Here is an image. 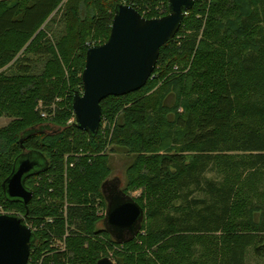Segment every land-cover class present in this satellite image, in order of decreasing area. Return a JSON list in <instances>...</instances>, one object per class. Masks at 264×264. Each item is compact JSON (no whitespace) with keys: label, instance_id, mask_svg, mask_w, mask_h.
I'll return each instance as SVG.
<instances>
[{"label":"trees","instance_id":"1","mask_svg":"<svg viewBox=\"0 0 264 264\" xmlns=\"http://www.w3.org/2000/svg\"><path fill=\"white\" fill-rule=\"evenodd\" d=\"M124 3L147 18L170 12L169 0H0V117L12 119L0 128V206L28 226L44 223L28 264L105 257L115 264H245L252 246L264 256L263 206L253 218L241 177L207 176L221 161L224 173L249 165L256 180L264 171V0H195L161 48L154 77L139 91L106 98L92 135L69 123L73 100L83 92L88 49L108 41ZM61 21L64 29L55 32ZM29 55L44 60L43 68ZM179 65L191 67L180 73ZM12 66L17 72L8 74ZM108 147L131 158L122 189L142 190L133 197L145 211L142 229L124 243L100 214L116 150ZM29 152L48 164L25 179L34 193L25 204L10 199L4 183ZM65 235L66 250L52 245Z\"/></svg>","mask_w":264,"mask_h":264},{"label":"water","instance_id":"2","mask_svg":"<svg viewBox=\"0 0 264 264\" xmlns=\"http://www.w3.org/2000/svg\"><path fill=\"white\" fill-rule=\"evenodd\" d=\"M195 0H169L170 12L147 18L129 4L118 6L107 42L87 51L82 74L83 92L77 93L73 109L78 127L95 135L102 122V102L109 96H123L142 89L152 78L161 48L179 32ZM40 164L31 153L23 154L4 187L10 199L28 204L34 197L25 179L37 173ZM121 179L102 185L108 207L104 225L120 243L138 236L145 220L142 206L121 186ZM34 231L14 214H0V264H28ZM97 264H115L110 257Z\"/></svg>","mask_w":264,"mask_h":264},{"label":"rangeland","instance_id":"3","mask_svg":"<svg viewBox=\"0 0 264 264\" xmlns=\"http://www.w3.org/2000/svg\"><path fill=\"white\" fill-rule=\"evenodd\" d=\"M210 1L211 0H209V2ZM160 5L164 6L165 2L161 1ZM164 12H166V8H164ZM47 23L48 22H46L43 25L42 28H44ZM64 27H65V25H64V23L62 21L57 23L55 26H53L54 31L55 30L56 31H61L62 29H64ZM202 34H203V29L201 30L200 35L198 36L197 44H199V42H200V40L202 38ZM50 36L53 37L51 35V33H50ZM30 58L32 59V61H37V65H38V67L40 69L43 68L44 60H41L37 56H33V55H31ZM190 67H191V65H179V69L176 70V68H174V70L176 72L186 73V72L189 71ZM7 72H8V74H14V73L17 72V68L15 66H12V67H10L7 70ZM173 99H174L173 97H170L168 99V102L172 103ZM41 107L42 106H40V108ZM53 109H54V112H55V109H56L55 106L53 107ZM49 115L50 114H48V113H45V114H44V112L42 113V117H45V118H48ZM11 120L12 119H10L9 117L1 116L0 117V128L7 126L10 123ZM74 121H76V117L72 118L69 121V123H72ZM106 125H107V121L104 122V128L106 127ZM53 128H54V126H53ZM111 149H116V150L114 152L113 151L110 152V165H111V168H112V174H111L109 179H114V178L117 179V178H119V179H121V184H122L121 186H125L126 185V179H127L126 171H127V167L130 165L131 158L128 155V153L124 149H122L120 147H113V148L112 147H108L106 150L110 151ZM230 155H232L234 157L239 156L240 159H247V156L245 154H242V153H236V154L233 153V154H230ZM31 156H32L33 160H36L40 164V167L38 169H40V168L42 169L43 167H45L48 164V160H47L46 156H44L42 154L31 152ZM248 166L249 165H247V171L245 170L246 172H244V170H243L244 168L238 170V169H232V168L226 167L228 172L224 173L223 170H222V168L224 167L223 166V161H221L220 167L218 166L216 170L208 172L207 176L210 177V178H216L218 180H222L223 176H225V178L228 179V180H231V179L233 180V179H235L237 177H241L242 185L243 186L248 185V187L247 186L244 187V190H245L244 193L247 192L248 194H250V198H249V202H248V207L250 208V212L253 214V218L259 219V216H260V213H261V211H259V209H260L261 206H263V208H264V171H261L259 173V175H257L259 177L256 178V180H255L254 178H252V177L250 178L248 176L247 173H250L249 172L250 168ZM248 189H249V191H248ZM51 190L52 189H50V191ZM130 194L132 195V197L138 198V197H140L142 195V190L138 189L136 191H132ZM252 206L256 209L255 212H253L251 210L253 208ZM67 207H68V204L65 205V209H67ZM105 212H100V214L102 215ZM3 213L11 214L10 212H7L2 206H0V214H3ZM253 218H251V219H253ZM244 219L245 218H242L241 220H243V222H244L245 221ZM49 220H52V219L48 218V221ZM259 222H258V224H259ZM29 225H30V227L32 228L33 231H37L41 227H43L44 223H42L41 226H37L34 223H30ZM101 227H102V224H101ZM218 235L220 236L219 233H218ZM66 237H67V235L64 236V239H60V240L56 239V240L52 241V245L60 247V248H62V250H66L67 249V245H66V242H65ZM200 251L202 252L203 250H201V247L198 246V248L196 249L197 254H200ZM113 253H114V251L111 250L110 251V255H111L112 258H114L113 257ZM113 261L116 262L115 259H113ZM245 264H264V256H258L256 254L254 246L249 247L247 249V252H246Z\"/></svg>","mask_w":264,"mask_h":264},{"label":"built area","instance_id":"4","mask_svg":"<svg viewBox=\"0 0 264 264\" xmlns=\"http://www.w3.org/2000/svg\"><path fill=\"white\" fill-rule=\"evenodd\" d=\"M188 12H186V14H187ZM143 16H145V15H143ZM176 69L178 68L177 66L175 67ZM152 77H154V76H152ZM45 114V113H44ZM30 227V226H29Z\"/></svg>","mask_w":264,"mask_h":264}]
</instances>
